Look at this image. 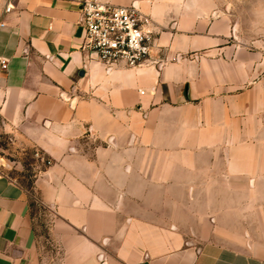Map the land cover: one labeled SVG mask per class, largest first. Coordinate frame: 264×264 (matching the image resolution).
Listing matches in <instances>:
<instances>
[{
    "label": "crops",
    "instance_id": "1",
    "mask_svg": "<svg viewBox=\"0 0 264 264\" xmlns=\"http://www.w3.org/2000/svg\"><path fill=\"white\" fill-rule=\"evenodd\" d=\"M136 4L147 64L83 49L80 0H0V132L40 151L33 191L0 160V264H264V41L225 0Z\"/></svg>",
    "mask_w": 264,
    "mask_h": 264
},
{
    "label": "built area",
    "instance_id": "2",
    "mask_svg": "<svg viewBox=\"0 0 264 264\" xmlns=\"http://www.w3.org/2000/svg\"><path fill=\"white\" fill-rule=\"evenodd\" d=\"M3 13H11L17 0H2ZM80 23L84 28L83 49L91 59L108 68L124 66L139 67L150 60L155 46L156 30L151 17L143 13L134 3L113 5L100 0H80ZM5 23L1 22L0 27ZM1 67L6 69L8 61L0 58ZM35 155L46 164L51 160L38 150Z\"/></svg>",
    "mask_w": 264,
    "mask_h": 264
},
{
    "label": "rangeland",
    "instance_id": "3",
    "mask_svg": "<svg viewBox=\"0 0 264 264\" xmlns=\"http://www.w3.org/2000/svg\"><path fill=\"white\" fill-rule=\"evenodd\" d=\"M228 1L232 4L234 18L240 22V30L249 39L257 38L264 41V0ZM0 160L6 164L8 173L17 178L31 194L43 247L51 252L53 248L48 236L51 217L47 213L48 209L39 202L33 191L35 175L46 164L35 155L34 150L16 146L12 137L5 132H0Z\"/></svg>",
    "mask_w": 264,
    "mask_h": 264
}]
</instances>
